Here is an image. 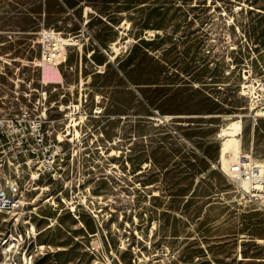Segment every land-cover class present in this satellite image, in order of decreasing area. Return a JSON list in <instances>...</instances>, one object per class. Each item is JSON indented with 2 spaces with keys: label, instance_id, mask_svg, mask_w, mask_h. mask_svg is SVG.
Segmentation results:
<instances>
[{
  "label": "rangeland",
  "instance_id": "obj_1",
  "mask_svg": "<svg viewBox=\"0 0 264 264\" xmlns=\"http://www.w3.org/2000/svg\"><path fill=\"white\" fill-rule=\"evenodd\" d=\"M49 29L75 43L57 90ZM1 67L0 115L48 92L73 157L28 219L0 213V264H264V210L220 161L237 121L264 160V0H0Z\"/></svg>",
  "mask_w": 264,
  "mask_h": 264
},
{
  "label": "built area",
  "instance_id": "obj_2",
  "mask_svg": "<svg viewBox=\"0 0 264 264\" xmlns=\"http://www.w3.org/2000/svg\"><path fill=\"white\" fill-rule=\"evenodd\" d=\"M38 41L41 56L35 63L37 66L58 68L66 62L70 45L60 33L44 30ZM3 69L0 68L1 72ZM52 85L57 90L66 84L62 81ZM48 86L43 84L41 89ZM31 96L32 93L25 94L27 99L17 112L0 115V213L11 216L18 223L28 219L30 195L37 190L40 181L62 183L66 170L70 169L68 156L71 152L59 132L65 117H56L57 112L64 111L63 107L58 105L57 112L51 111L56 103L48 105V92H43L42 99L37 101ZM70 129L68 126V134ZM77 131L75 129V133ZM75 136L78 138L77 134ZM227 172L241 188H244L242 183L248 184L247 194L264 210V171L254 158L241 155Z\"/></svg>",
  "mask_w": 264,
  "mask_h": 264
},
{
  "label": "bare ground",
  "instance_id": "obj_3",
  "mask_svg": "<svg viewBox=\"0 0 264 264\" xmlns=\"http://www.w3.org/2000/svg\"><path fill=\"white\" fill-rule=\"evenodd\" d=\"M68 45H75V43L69 42ZM53 67H55V66H53ZM245 78L247 79L248 77L245 76ZM41 79H42L41 81L44 84H48V85L51 83H58L56 80H52V79L46 80L45 79V65H41ZM61 82H59V83H61ZM243 89H244V94L249 95L248 93L251 92L252 94H255L256 97H259V95H257L258 93L256 94V92L254 91L255 90L254 86H251L250 84L249 85L245 84ZM255 116L264 117V107L261 108L260 110H258V112L255 114ZM242 127L243 126H242L241 121L232 122L228 126H226L225 128L222 129V134L220 133L222 136H224L226 138V141L223 142L224 145H223V148L221 150V160H220L222 163V168L226 171L229 170L232 163L238 161V159L242 153V138L241 137L238 138V135L241 132H243ZM76 134H77V136H80V133L78 131L76 132ZM254 160L257 163V165L264 171V160H258L256 158H254ZM241 185L247 190L250 189L247 183H242Z\"/></svg>",
  "mask_w": 264,
  "mask_h": 264
}]
</instances>
